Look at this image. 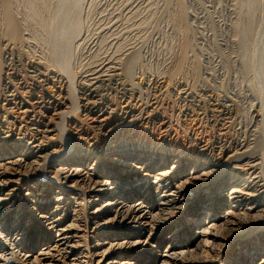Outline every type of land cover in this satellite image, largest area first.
Listing matches in <instances>:
<instances>
[{"label":"bare ground","instance_id":"6f19581e","mask_svg":"<svg viewBox=\"0 0 264 264\" xmlns=\"http://www.w3.org/2000/svg\"><path fill=\"white\" fill-rule=\"evenodd\" d=\"M12 1L16 0H0L5 39H22L33 25L39 27L42 42L49 39L51 27L58 22L49 17L50 2L28 0L22 26ZM65 1L60 0L62 18L77 7L73 4L77 0H72L73 5ZM258 1L233 0L229 8L236 16L232 33L242 56L236 65L243 78L250 68L246 57L258 24ZM86 39L79 44L92 47L93 41ZM131 47L84 65L77 77L56 70V63L51 66L48 61L25 65L15 56L12 62L7 60L0 100L40 123L17 128L9 111L0 115V225L9 226L7 237L18 245L14 258L9 262L0 257V264H138L150 242L161 251L167 245L163 251L169 255L159 264H264V150L257 149L264 133V108L249 107L245 126L238 128L235 137L218 135L206 145L194 140L189 152L174 127L197 111L195 106L204 109L202 118L212 129L224 131L238 118L222 103L209 104L220 108L217 111L204 103L196 105L185 83L177 87L174 100L165 97L163 104L158 102L166 92L160 89L161 78L146 80L145 92L128 85L131 58L126 63L121 60L129 57ZM172 103L179 106L177 115L167 113ZM123 139L129 146L115 145ZM72 142L86 147L81 150L85 152L72 153ZM102 144L107 158L99 156L89 164ZM144 178L167 184L177 194L199 195L196 201H180L166 187L130 186ZM107 182L113 188L102 193ZM226 189L230 190L223 194ZM93 193L98 202L90 204L87 198ZM53 195L57 197L50 200ZM71 195L84 203L70 202ZM202 216H209V223ZM211 222L213 228L207 232ZM197 237L204 240L198 244Z\"/></svg>","mask_w":264,"mask_h":264},{"label":"rangeland","instance_id":"374dc122","mask_svg":"<svg viewBox=\"0 0 264 264\" xmlns=\"http://www.w3.org/2000/svg\"><path fill=\"white\" fill-rule=\"evenodd\" d=\"M48 1L51 4H49L51 6L49 7V17H51V21L54 20L55 22L56 19L58 22H55L54 27H51L50 36L48 35L49 39L45 37L43 42L40 39L42 33L37 25H33L34 29L30 26V29L39 32L29 30L27 31V35H23L22 33V39H15V41L14 39H8L6 37V41L5 29L7 27L3 19L4 15L0 11V79L4 76L3 69L10 61L12 62L11 59L13 56L19 60L18 62L23 61L24 64L26 63L25 65L33 60L44 62V64L48 61L47 64L51 66L56 63L55 65L59 67L56 66V70L60 69L64 74L69 73V75L77 77V74L82 69L81 67H86V64L89 65L97 62L104 55H116L122 49L132 46L133 48L131 47L129 57L121 60V62L126 63L131 58L129 68L126 71L128 85H133V87L135 86L137 88L141 87L140 89L145 92L146 87L144 82L146 80L152 79V77L161 78V81L164 82L160 86V89L163 93L166 92L164 93L165 96L160 97L161 99L158 97L157 100L160 99L158 102L163 104L165 97H167L166 99L171 98L174 100L177 96V87L180 86V83L181 85L185 83V85L188 84L190 91L192 90L191 93L196 105H202L204 103L205 106L207 105L209 107V104L216 106L218 103L219 105L222 103L221 105L231 109L232 113L236 115L232 116L234 119L238 118V121L232 119L234 121L224 131L218 128L212 129L202 118L201 113L204 109L202 110L201 107L195 106L197 111H191L188 117L182 120L183 122H180L181 124L179 123L178 128L174 127L178 129L181 135L180 139L187 142V147H190L188 149L189 152H192L194 149L192 147V144L195 143L194 140L198 141L200 139L203 141L201 145H206L211 140L214 141L219 138L220 135V137L227 139L235 137L238 128L241 129L245 126L244 120L249 116V107L264 108L260 106L262 102L264 105V0L258 1L259 7L258 12H256L258 24L256 23L254 38L250 49L248 48L250 52H248L249 54L247 53L246 62L247 64L249 62L247 66L250 68H248V75H244V78L237 66L241 62L242 56L237 50V38L232 33V26L235 23L234 21H236V16L229 8L230 5L233 6V0H139L140 2L137 0V3L136 0H73L75 3L72 0H66L65 2L71 3L70 5H77V7H74L76 9H73V12L69 10V16L66 14L68 24L66 23V17H61L62 11L60 9L62 6L60 0ZM14 2H16L17 6ZM27 3H29L28 0L11 2V5L14 7L13 13H16L15 16L16 18L18 17L17 20L21 23L20 25L23 24V19H25L23 17L26 14ZM48 12L47 15L49 14ZM55 12L59 14L56 16ZM51 15L55 16V18ZM57 18L63 20L60 19L59 22ZM112 25L115 27H112ZM22 26L20 27L22 28ZM65 27L68 28L66 29ZM57 29L59 30L57 31ZM85 39L93 41V46L87 47L82 45ZM9 41L10 43H8ZM80 42L82 44H79ZM12 43H15V45H12ZM17 46L20 47L18 48ZM10 49L11 53L9 54L8 50ZM7 60L10 61L7 62ZM50 60L55 62H52V64L49 62ZM49 91L50 93H54L55 88ZM108 99L112 101L110 97ZM116 103H119L120 107L124 105L120 102ZM176 105L172 103L170 105L172 106L171 110L167 109V113L169 111L177 115L179 106ZM207 108H205V111ZM5 109L9 111L7 113L16 122L15 126L17 128L30 125L38 127L40 123V121L34 120L31 116L27 118L25 115H22L21 111L17 110L14 105L0 100L1 116H5L2 114ZM209 109L213 111L220 110V108L216 107H209ZM174 119L172 118V120ZM238 122H241L242 125ZM259 136L257 149L262 153V150H264V133H260ZM126 144L127 141L124 139L118 140L115 143L116 146L123 145L121 146L123 148L124 146H129V144ZM78 145L76 142H72L70 150L75 154H78L80 151L82 155L85 151L81 150H85L86 147L78 148ZM171 145L174 147L175 143ZM148 146L151 145L148 143ZM167 147L169 146L166 145ZM102 148H104L103 144L98 149L97 154L92 156V161L90 160L89 164L96 161L99 156H101L100 159L103 156L105 157L104 159L107 158L103 154L107 149L105 148L106 150L103 151ZM31 160V162L34 161L33 159ZM39 178L41 179V176ZM141 183H146L147 185L152 184L156 188L159 187L158 189L160 190L166 187L165 189L169 191L170 195L180 201L183 198L196 201V196L199 195V192L192 191L177 194L176 190L171 188V186L159 183L154 178H144L140 181L133 180L130 186L135 187ZM112 188L113 184L107 182L101 192L105 193L108 189ZM226 190L222 191V193L225 194L230 189ZM94 195L95 193L90 194L89 197L91 198L86 197L87 201H90V204L98 202V198H93ZM55 197L57 195L51 196L50 200ZM58 197L62 199V197ZM21 198L22 196H20ZM73 200L80 205L84 203L79 196L75 197L71 195L70 202ZM256 217L260 220L258 215ZM201 219L206 223L210 221L209 216L206 219L202 216ZM184 221L186 222L187 220L184 219ZM212 225L213 222L207 226V232L212 230ZM9 230V226L4 227L0 225V257L10 262L14 258L13 256L16 249H18V245L10 240V236L7 237V231ZM196 240L199 244L201 240H204V237L202 239L197 237ZM176 243L177 240L174 244ZM208 243V245H211L212 239H209ZM156 246L157 243L150 242L146 247V254H144V257L138 264H157L169 255L168 252L163 251V249L167 248L165 243L162 245V251L161 249H157ZM169 252L172 253L171 251ZM218 260L219 258H217Z\"/></svg>","mask_w":264,"mask_h":264}]
</instances>
